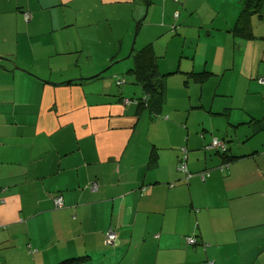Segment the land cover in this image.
Listing matches in <instances>:
<instances>
[{
  "label": "crops",
  "instance_id": "crops-1",
  "mask_svg": "<svg viewBox=\"0 0 264 264\" xmlns=\"http://www.w3.org/2000/svg\"><path fill=\"white\" fill-rule=\"evenodd\" d=\"M136 2L0 0V264H264V85L254 80L264 76V27L260 35L254 28L264 5L244 15L237 34L245 0L154 1L159 20H180L182 41L189 28L209 49L162 73L152 45L165 91L152 113L81 79L117 51L97 59L104 32L79 41L74 28ZM173 73L201 91L217 75L221 89L230 74L227 81L241 80L251 96L224 102L221 112L220 99L206 109L191 105V93L163 107L165 75ZM192 107L201 108L193 122ZM212 138L227 147L226 159L212 153ZM182 148L191 176L178 169ZM187 235L197 243L188 245Z\"/></svg>",
  "mask_w": 264,
  "mask_h": 264
},
{
  "label": "rangeland",
  "instance_id": "rangeland-1",
  "mask_svg": "<svg viewBox=\"0 0 264 264\" xmlns=\"http://www.w3.org/2000/svg\"><path fill=\"white\" fill-rule=\"evenodd\" d=\"M151 1L152 3L150 4ZM154 1L159 2L160 0H149V4H147L146 0H138V2L133 5L127 6L125 8H120L117 15L109 17L107 20L104 19L103 15H89L90 18L96 21L95 25L78 27L77 29L74 28L75 34L79 38V41L87 40L97 31L104 32L98 34L101 43L94 44L97 59L102 57L104 54L117 51L116 53L112 54L116 55L112 59L113 61L108 62L105 66H103V68H101L100 71H102L108 65H110L109 68L104 70L97 77L88 79H95L94 81H92L93 85L90 86H93L97 89L105 86L106 89H109L111 98H116L121 95L123 98L130 99L133 105L135 104V101L133 100L142 97L140 86L134 83L133 75L127 72L128 69L133 65V57L131 56L132 54H130L129 56L128 54L131 49L134 32L137 28L138 23L139 27L137 29V34L133 43V50L137 51L143 45L152 43L155 53L158 56L157 60L159 62V68L162 73H164L163 71H166V69L176 65L178 60H181V68H183L185 60L187 58L192 59L194 53L195 60H193L195 62L201 60V58L203 57V53L209 49L208 44H204V40L202 39H196L194 37L193 31H191L189 28H187L189 38L186 41H182V38L179 37V34L176 32L177 29L183 28V26L179 24L180 20L170 23L159 20L160 11L158 9L160 8V6L159 4H155ZM262 16L264 18L263 12ZM256 18L257 16L254 17L253 20H257ZM215 23L219 24V16L217 17ZM175 24L177 25L176 27L174 26ZM263 27L264 21L263 23L257 22L254 25L255 33L257 35L262 34ZM219 38V33L216 32L212 40L214 44L218 45L220 43ZM85 51L86 50H83L82 52L84 53H81L83 55H89ZM97 59H94L96 64L102 63ZM91 60L92 59L90 58H84L83 60H80L81 67H84L85 64L90 65ZM67 72L68 71H66V73ZM99 72H95L94 74H97ZM94 74H91L87 77H91ZM229 75L230 74H227L223 77L221 89H223L225 86H227V89L225 90V92H222V90L219 89V75L212 77V81L210 83H207L201 91L199 85L195 86L193 84H190L189 87H184L183 81L185 80V76L182 74H166L165 79L168 78L169 80L168 85H166L168 99L163 107L169 104L175 105L179 101L183 102L184 95H189V93H191L193 96L191 105H203V107L206 109H208L212 105L213 107H215L216 104H219L220 99L221 103H223H220L217 107L219 109V112L222 111L221 107L224 104H227L224 102L229 103L230 101H232L234 104H240L244 101H248L251 94L246 93L241 80H239L237 84H232L231 82L227 81V76ZM258 78H264V76H258L256 79H254L259 84H262L259 82ZM94 96L99 97L97 94H95ZM200 109V107L191 108L190 117L192 122L194 120L200 119ZM200 132L201 130H199V133ZM211 150L212 153H215L216 151V149Z\"/></svg>",
  "mask_w": 264,
  "mask_h": 264
},
{
  "label": "trees",
  "instance_id": "trees-1",
  "mask_svg": "<svg viewBox=\"0 0 264 264\" xmlns=\"http://www.w3.org/2000/svg\"><path fill=\"white\" fill-rule=\"evenodd\" d=\"M146 2L147 4H149V0H146ZM245 2L246 5L245 7H243L240 14L238 15L234 27L232 29L237 34H241L242 30L245 29V26L242 24L244 15H248L250 12H259L264 5V0H245ZM131 52V56L133 57V65L131 68H129L128 72L133 75L135 83L140 85L143 90V93L145 94V97L143 99H135L137 104V111L147 108L152 113H158L165 97L163 85L164 75L158 71L156 64V56L153 51L152 44L147 43L141 48H139L137 51H134L132 49ZM204 73L205 72H199L197 73V75L202 77ZM216 152L225 157V159L228 156L227 147L225 146L223 150L219 149ZM236 157L237 155L232 156L231 158L235 159ZM155 161L156 154L151 153L148 160L149 166L154 165ZM229 161H231V159Z\"/></svg>",
  "mask_w": 264,
  "mask_h": 264
},
{
  "label": "built area",
  "instance_id": "built-area-1",
  "mask_svg": "<svg viewBox=\"0 0 264 264\" xmlns=\"http://www.w3.org/2000/svg\"><path fill=\"white\" fill-rule=\"evenodd\" d=\"M178 16V12L176 11L174 13V17L176 18ZM25 19H28V14L25 13ZM259 82L264 84V78H258ZM129 100H126L125 102H128ZM136 102V100H134ZM210 149H216V150H223L224 149V144L222 141H220L217 138H212L211 144L209 146ZM183 151V155L181 156L180 160H179V165H178V169L179 171L183 172L186 174V176H191L192 174L187 170V166H186V156L184 155L185 152V148H182ZM199 175V178L201 180H205L206 177L209 176V171H201L197 173ZM55 205L61 206L62 205V198L61 196H57L54 199ZM4 227L3 225L0 224V228ZM106 240L107 242H110L111 239H113V231L108 229L106 231ZM186 243L189 245H194L196 243V238L193 235H188L186 236ZM204 264H213V261L211 260H207Z\"/></svg>",
  "mask_w": 264,
  "mask_h": 264
},
{
  "label": "water",
  "instance_id": "water-1",
  "mask_svg": "<svg viewBox=\"0 0 264 264\" xmlns=\"http://www.w3.org/2000/svg\"><path fill=\"white\" fill-rule=\"evenodd\" d=\"M138 27H139V23H138V25H137V28H136V30H135V32H134V36H133V42H132V45H131V49H130V51H129V54H128V56L131 54V51H132V49H133V43H134V40H135V36H136V34H137V29H138ZM0 59H1V57H0ZM110 67V65H108L106 68H104L102 71H100L99 73H97V74H94L93 76H91V77H86V78H81V79H83V80H88V79H92V78H94V77H97L100 73H102L104 70H106L107 68H109ZM70 80H67V81H65L64 83H68Z\"/></svg>",
  "mask_w": 264,
  "mask_h": 264
}]
</instances>
